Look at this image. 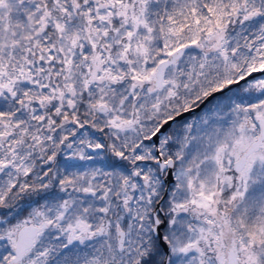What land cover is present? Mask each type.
Returning <instances> with one entry per match:
<instances>
[{"label":"snow or ice","instance_id":"1","mask_svg":"<svg viewBox=\"0 0 264 264\" xmlns=\"http://www.w3.org/2000/svg\"><path fill=\"white\" fill-rule=\"evenodd\" d=\"M0 264H264V0H0Z\"/></svg>","mask_w":264,"mask_h":264}]
</instances>
